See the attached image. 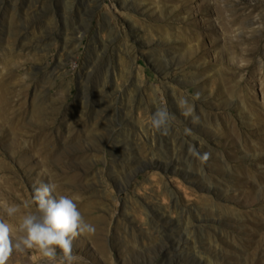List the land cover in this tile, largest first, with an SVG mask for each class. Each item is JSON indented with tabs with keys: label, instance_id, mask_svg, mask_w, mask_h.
<instances>
[{
	"label": "rangeland",
	"instance_id": "rangeland-1",
	"mask_svg": "<svg viewBox=\"0 0 264 264\" xmlns=\"http://www.w3.org/2000/svg\"><path fill=\"white\" fill-rule=\"evenodd\" d=\"M260 38L259 65L264 0H0V79L13 74L26 106L0 122V202L29 201L47 164L95 228L74 241L76 264H264V79L249 68ZM157 108L166 134L150 126ZM222 112L238 140L208 130ZM39 132L49 152L30 147Z\"/></svg>",
	"mask_w": 264,
	"mask_h": 264
},
{
	"label": "clouds",
	"instance_id": "clouds-1",
	"mask_svg": "<svg viewBox=\"0 0 264 264\" xmlns=\"http://www.w3.org/2000/svg\"><path fill=\"white\" fill-rule=\"evenodd\" d=\"M185 115H192L193 109L185 106L187 100L178 102ZM194 121L196 117H193ZM170 121L166 109L157 108L150 118V126L166 134ZM193 155H199L194 148ZM57 186L49 182H39L33 187L29 201L23 202L25 214L21 217L17 231L24 233L15 240L12 238L14 226L0 216V264H7L13 251L37 249L48 264H76L78 257L74 253L73 243L82 234L92 233L95 228L87 223L74 198L58 194ZM36 211H31L32 205ZM3 211L9 218L21 211L17 204L3 205ZM59 250V252H58Z\"/></svg>",
	"mask_w": 264,
	"mask_h": 264
},
{
	"label": "bare ground",
	"instance_id": "bare-ground-1",
	"mask_svg": "<svg viewBox=\"0 0 264 264\" xmlns=\"http://www.w3.org/2000/svg\"><path fill=\"white\" fill-rule=\"evenodd\" d=\"M205 4H200L197 9H201L202 7H204ZM262 38L254 40L253 43L257 44L256 48H251V51L249 53L251 60L249 62V68L251 70V75L253 77H258L260 79H264V57H263V63H261L259 65V63H257V55L258 52L260 51L261 47H260V41ZM185 42H187L186 40H184ZM260 48V49H258ZM188 49L191 51V54L193 52L196 51V48H194L193 46L188 47ZM223 56V52L219 51L217 52V59L221 58ZM263 66V67H262ZM219 70L221 72H224L227 70V66L225 63H222L220 65ZM256 70H258V72H256ZM222 82V79H220L219 84ZM14 81H13V74H11V79L6 78V79H0V98L2 99L0 101V122L1 121H15L16 119H20L21 115H23V112L26 111V106L22 105V103H19L18 101H15V90L12 88ZM248 87V86H246ZM219 88V87H218ZM216 92V91H214ZM223 96V91L221 93H218V97L219 101H220V105L223 106L224 103L226 102L225 98H222ZM241 100L243 101V103L246 104V101L241 97ZM252 107H255L254 104V100H250L248 102ZM35 108H39V106H36ZM36 111H41L40 109H37ZM263 117L261 118V121L259 122L258 125V129L257 132L261 133L264 130V108L261 110ZM257 116H260L259 113H256ZM224 116V121L227 122V126L223 125V123L219 122L220 117ZM40 118V115H39ZM208 126V130H211L212 133H219L222 135H225L226 133H231L234 137V139L238 140L240 137H242V133L236 128V125L233 121V119L230 117V115H225L223 112L222 113H217L214 114L213 117L210 116V121ZM215 126V127H214ZM217 129V130H215ZM6 133L4 131H0V142H6L8 141V138L6 137ZM16 137H19L18 135H16ZM49 139V133H45V132H39L35 135V139L33 141V143L31 144L30 147H37L40 151L42 152H49L52 147L50 144V140ZM16 141V140H15ZM231 141V140H229ZM17 142V141H16ZM261 150H264V146H261ZM235 157V156H233ZM42 161H46V156H42ZM21 166L26 170L28 176H29V180L35 179L36 177L41 180L43 179V174L41 173V171H37L35 169H33L28 163L21 161L20 162ZM34 171H36V174L33 176ZM42 171H44L46 173V175H48V179L50 180L51 183L55 184L57 186L56 191L58 194H63V195H67L68 191L67 189L61 184L60 182V176L57 172H54L47 164H43L42 165ZM70 179L75 180L77 179V174H74L70 177ZM75 202L78 205V208L81 209L83 207V204L81 201H79L77 198L73 197ZM10 203V201H4V202H0V216L3 217L4 220L8 221L9 223H11L14 226L12 235H13V240L22 237L24 235V233L22 232H17L16 233V228L18 227V224L20 222L21 217L25 214V209L23 208V205L21 206V211L19 213H17L14 217L9 218L6 213H4L3 211V205H8ZM31 211L34 212V209L31 207L30 209ZM85 218V217H84ZM164 229V228H163ZM162 231V230H161ZM185 235L183 236H179L178 237V241L175 242L174 245L177 246V248H181L183 241H187V239L189 238V233L185 231ZM183 238H186V240H183ZM32 250H36L35 248H33ZM16 252V251H13ZM27 252V253H26ZM40 254L37 253H33L30 254L28 252V250L25 248L23 251H19V255L15 256V255H11L10 259H17L20 262H24V261H28L30 260L31 262L35 261L38 258V255Z\"/></svg>",
	"mask_w": 264,
	"mask_h": 264
}]
</instances>
